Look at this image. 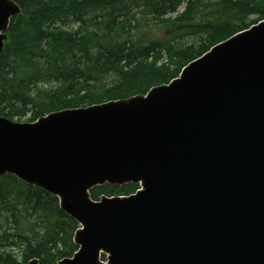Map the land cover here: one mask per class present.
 Wrapping results in <instances>:
<instances>
[{
	"label": "water",
	"instance_id": "95a60500",
	"mask_svg": "<svg viewBox=\"0 0 264 264\" xmlns=\"http://www.w3.org/2000/svg\"><path fill=\"white\" fill-rule=\"evenodd\" d=\"M0 0V53L11 17ZM58 198L82 226L59 264H264V21L145 96L0 116V176ZM141 183L129 197L95 186ZM28 264H38L36 259Z\"/></svg>",
	"mask_w": 264,
	"mask_h": 264
},
{
	"label": "trees",
	"instance_id": "16d2710c",
	"mask_svg": "<svg viewBox=\"0 0 264 264\" xmlns=\"http://www.w3.org/2000/svg\"><path fill=\"white\" fill-rule=\"evenodd\" d=\"M12 1L20 14L0 54V116L17 122L144 96L264 20V0ZM136 188L103 185L89 196H128ZM77 229L56 197L0 176V264H58L77 251Z\"/></svg>",
	"mask_w": 264,
	"mask_h": 264
},
{
	"label": "rangeland",
	"instance_id": "374dc122",
	"mask_svg": "<svg viewBox=\"0 0 264 264\" xmlns=\"http://www.w3.org/2000/svg\"><path fill=\"white\" fill-rule=\"evenodd\" d=\"M27 119H29V115H26L23 119H21L20 121H25V120H27Z\"/></svg>",
	"mask_w": 264,
	"mask_h": 264
},
{
	"label": "bare ground",
	"instance_id": "6f19581e",
	"mask_svg": "<svg viewBox=\"0 0 264 264\" xmlns=\"http://www.w3.org/2000/svg\"><path fill=\"white\" fill-rule=\"evenodd\" d=\"M108 257H109V255H108ZM31 260H33V259H31ZM31 260H29V261H31ZM37 260V259H36ZM29 261H28V263H29Z\"/></svg>",
	"mask_w": 264,
	"mask_h": 264
}]
</instances>
